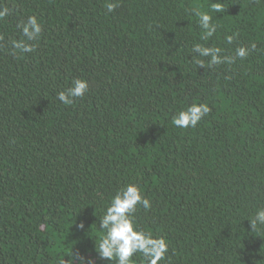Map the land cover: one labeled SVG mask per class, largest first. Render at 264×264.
Masks as SVG:
<instances>
[{
    "label": "trees",
    "instance_id": "trees-1",
    "mask_svg": "<svg viewBox=\"0 0 264 264\" xmlns=\"http://www.w3.org/2000/svg\"><path fill=\"white\" fill-rule=\"evenodd\" d=\"M4 8L0 264H69L74 253L115 264L96 250L100 217L130 183L151 205L137 207V224L168 242L159 264H264V226L249 220L264 208V0H0ZM197 10L217 25L207 40ZM30 16L42 32L20 53L12 42ZM196 44L230 62L209 66ZM77 78L89 89L64 105L57 94ZM193 103L211 111L195 128L174 126Z\"/></svg>",
    "mask_w": 264,
    "mask_h": 264
},
{
    "label": "clouds",
    "instance_id": "clouds-1",
    "mask_svg": "<svg viewBox=\"0 0 264 264\" xmlns=\"http://www.w3.org/2000/svg\"><path fill=\"white\" fill-rule=\"evenodd\" d=\"M117 5L113 2L106 4L108 12H112ZM211 8L215 12L222 11L219 2L213 3ZM8 14V9L0 10V18ZM198 24L203 29V39L212 37L217 30V25L213 22L212 16L208 12L196 11ZM23 38L14 40L12 47L20 53H30L34 50L31 42L36 41L41 32L42 26L36 16L28 17L27 21L21 25ZM235 39L234 35L226 37L227 43L231 44ZM254 47V46H253ZM193 52L200 57H210L209 66L216 65L229 58L222 57V49L219 47H205L196 44ZM248 55V49L240 47L236 49V56L244 58ZM194 62L200 67H205V62L193 57ZM230 62V61H229ZM89 89L86 79L77 78L72 81V85L57 94V99L64 105H71L75 98L83 97ZM210 107L205 104L193 103L184 110H181L173 117L172 123L178 128H195L204 116L209 114ZM150 208V201L147 199L140 186L130 183L121 188L111 199L106 212L100 217L101 233L96 250L101 260L115 261V264H133L134 257L142 255L144 264H159L165 259L168 252V242L163 237H155L151 232L141 229L136 222L135 213L137 207ZM250 220L251 230H256L264 226V208L257 210L255 216ZM84 227L83 224L80 225ZM75 262L69 259V264H94V262L81 253H74ZM61 264H64L62 261Z\"/></svg>",
    "mask_w": 264,
    "mask_h": 264
}]
</instances>
